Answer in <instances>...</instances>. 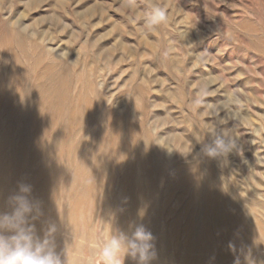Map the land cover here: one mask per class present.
<instances>
[{"label":"rangeland","instance_id":"374dc122","mask_svg":"<svg viewBox=\"0 0 264 264\" xmlns=\"http://www.w3.org/2000/svg\"><path fill=\"white\" fill-rule=\"evenodd\" d=\"M154 7L165 10L166 20L141 31ZM228 98L239 123L225 127L239 130L244 151L221 166L203 157L193 172L195 161L185 155L193 145L200 150L196 126H206L208 104ZM45 146L47 160L37 164L50 171L36 172L29 151L39 156ZM137 176L143 189L130 183ZM177 176L193 178L196 187L174 189ZM20 182L32 185L47 217L65 220L61 233L78 209L89 216L82 226L90 240L57 235L60 249L70 246L69 264H105L99 236L130 222L158 226L151 232L159 257L151 264H172L162 235L191 197L197 217L210 200L224 227L234 223L245 233L244 249L252 246L260 264L264 0H0V192L7 196ZM133 197L139 203L133 209L145 211L141 219L117 220L115 212ZM108 213L115 219L104 228L100 218ZM225 248L234 264L240 253ZM124 264L135 262L126 257Z\"/></svg>","mask_w":264,"mask_h":264},{"label":"clouds","instance_id":"9594fccd","mask_svg":"<svg viewBox=\"0 0 264 264\" xmlns=\"http://www.w3.org/2000/svg\"><path fill=\"white\" fill-rule=\"evenodd\" d=\"M165 20V10L154 7L145 14L141 31H151ZM233 103L228 98L206 106V126L197 125L199 138L195 134L192 136L200 150L195 151L193 145L191 151L184 154L191 155L195 161L191 168L193 172L203 157L217 160L221 166L230 154L243 153L246 142L239 130L235 126L225 127L230 121L239 123V113ZM32 193V185L23 182L18 183V190L7 196L0 192V264H69L66 244L60 249L57 242L58 234H63L67 241L69 233H61V228L67 227L65 220L60 218L57 222L47 217L43 201ZM114 219V215L108 213L107 220L100 218L101 225H113ZM154 241L153 233L143 224L130 222L126 230L113 228L110 236H99L97 243L105 264H124L126 257L135 264H151L157 257ZM229 246L235 251L233 245ZM234 264H257V261L250 249L247 252L241 249Z\"/></svg>","mask_w":264,"mask_h":264},{"label":"bare ground","instance_id":"6f19581e","mask_svg":"<svg viewBox=\"0 0 264 264\" xmlns=\"http://www.w3.org/2000/svg\"><path fill=\"white\" fill-rule=\"evenodd\" d=\"M22 106H23V104H22ZM9 107H10V105H9ZM19 107H18V109H19ZM28 115H29V113H28ZM19 126H18V128L20 130ZM28 127H30V126H28ZM30 138H32V137H30ZM20 146L22 147V144ZM44 148L46 150L44 149V151L39 153V156H35V154L32 150L29 151L30 152L29 155L33 156L31 158L33 160L32 165L35 163L37 164V161L42 163V162H44V160H47L45 154H46V152L49 153V148L47 146H45ZM136 154H135L136 157L140 158L141 160H144V158L142 157L143 153L141 152V150H138V152ZM20 160H22V158H20ZM142 168L144 170L148 171V169H145L144 167H142ZM44 169L50 171V167L49 168L45 167ZM44 169L42 168V165L37 164L35 171L36 172H43ZM137 178L138 179L135 178L133 181H130L131 185L137 187V185H136V181H137L140 183V185L143 189L144 188L143 185L145 183L141 180V178L139 176H137ZM177 178H179V179L175 180L176 181L174 183L175 185H173L174 189H177V188L182 187V186H186L187 185L186 182H188V184L193 183L194 186L192 185L191 187H196V185H197L196 181H191V180H193V178H188V180H185L183 182L181 181L180 176L179 177L177 176ZM169 192L170 191H168V193ZM172 194H173V191L170 193V196ZM179 198H177V200H175L176 202H174L173 205L171 206V209L169 210L170 212H171V210L174 211V207L176 206L177 202H179L178 201ZM78 201L79 202H77V204L81 203L80 206H82L83 205L82 201H80V200H78ZM206 201L207 202L204 204L205 206L201 207V209H200V207L197 208V211H199V213L202 214L200 218L197 217V215H195V212H194L195 209H194V207H192V197H191V199L189 198L187 204L182 208L181 211H179V213L176 215V217L173 220L172 219L170 220L168 227H167V232L164 231L165 233L162 235V237H165V239L163 240V248L166 250L170 249V253H171V255H169L170 263H172V264H231V263L226 262V259L230 255H228L226 253L225 247L230 245V244L233 245L232 242L234 243L233 246L235 248L234 253L236 252L237 254H239L241 249H243L244 251H248V250L244 249V246H243L245 241H249L248 236L246 237L245 233H242L241 230H239L237 227H235L236 225L234 223H229L228 226L224 227L223 224L216 217V215L218 213L213 210V208H216V207L213 206V204L211 203L210 200H206ZM161 204H163V200L161 201ZM161 204H159V208L161 207ZM165 204H166V202H165ZM165 204H163V205H165ZM135 205H139V203L137 202V197H133L130 200H128L123 206H121L115 212L116 219L117 220L118 219L124 220L127 217H131L137 221L139 219H141L140 213L145 212V211H143V210L140 212L135 211L133 209V206H135ZM159 208L157 206L156 210L158 211ZM155 213L157 214V212H155ZM204 216H206V217H204ZM89 220H90L89 216H87V215L84 216L83 210L78 209L73 217L72 216L68 217L69 225L71 224V226L68 227L67 232L69 233V235L71 233V235L79 237V238L81 235H84L87 240H90L91 234L90 233H84L85 227L82 226L83 224H85L86 227L89 226L88 225ZM158 220H159V223L163 222L162 224H165V222H166L165 218L161 217L160 215L158 216ZM184 220H185V224L181 227L180 226L181 221H184ZM103 226L105 228V224H103ZM157 228H158V226L154 227V226L150 225L147 229L150 231H156ZM180 228H182V229H180ZM250 230L251 229L248 228V232ZM77 231H78V233H77ZM249 233L251 234V232H249ZM261 233H262V231H261ZM107 236H110V234L107 233ZM216 237H217V239H214ZM218 239L220 240V242H219V244H216V246H215V249L218 251V253L213 255L212 254V247L215 244L214 240L218 243ZM234 239L237 241L238 245H236ZM209 240H210V242L207 244V242ZM67 248H70V246H67ZM249 249L253 250L254 248L251 246V248H249ZM171 250H173V251H171ZM175 251L180 253V256L176 259L174 258V255H172L173 252H175ZM158 257L159 256H157V258ZM166 258H164V259H166ZM161 259H162V257H161ZM241 259H243V257H241ZM164 261H166V260H164Z\"/></svg>","mask_w":264,"mask_h":264}]
</instances>
